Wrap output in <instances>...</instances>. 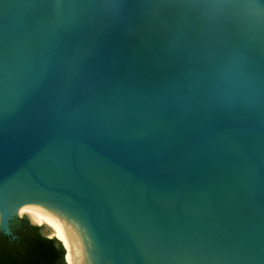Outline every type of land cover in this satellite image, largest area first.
<instances>
[{"label": "water", "instance_id": "1", "mask_svg": "<svg viewBox=\"0 0 264 264\" xmlns=\"http://www.w3.org/2000/svg\"><path fill=\"white\" fill-rule=\"evenodd\" d=\"M22 217L72 264H264V0H0Z\"/></svg>", "mask_w": 264, "mask_h": 264}, {"label": "trees", "instance_id": "2", "mask_svg": "<svg viewBox=\"0 0 264 264\" xmlns=\"http://www.w3.org/2000/svg\"><path fill=\"white\" fill-rule=\"evenodd\" d=\"M10 234L0 230V264H66L65 249L54 236L24 217L9 222Z\"/></svg>", "mask_w": 264, "mask_h": 264}, {"label": "bare ground", "instance_id": "3", "mask_svg": "<svg viewBox=\"0 0 264 264\" xmlns=\"http://www.w3.org/2000/svg\"><path fill=\"white\" fill-rule=\"evenodd\" d=\"M33 222L37 223V224H41V221L37 220V219H32ZM61 242H63V244L66 246L67 248V252H66V259H67V262L69 264H72L73 260H72V257H71V254L69 252V242L66 241V240H63L59 237H57Z\"/></svg>", "mask_w": 264, "mask_h": 264}, {"label": "rangeland", "instance_id": "4", "mask_svg": "<svg viewBox=\"0 0 264 264\" xmlns=\"http://www.w3.org/2000/svg\"><path fill=\"white\" fill-rule=\"evenodd\" d=\"M40 226H41V224H40Z\"/></svg>", "mask_w": 264, "mask_h": 264}]
</instances>
